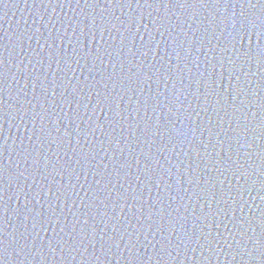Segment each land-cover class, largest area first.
Returning <instances> with one entry per match:
<instances>
[{
  "label": "water",
  "instance_id": "95a60500",
  "mask_svg": "<svg viewBox=\"0 0 264 264\" xmlns=\"http://www.w3.org/2000/svg\"><path fill=\"white\" fill-rule=\"evenodd\" d=\"M183 3L0 0V264H259L258 0Z\"/></svg>",
  "mask_w": 264,
  "mask_h": 264
},
{
  "label": "snow or ice",
  "instance_id": "6c2138e0",
  "mask_svg": "<svg viewBox=\"0 0 264 264\" xmlns=\"http://www.w3.org/2000/svg\"><path fill=\"white\" fill-rule=\"evenodd\" d=\"M152 3H164V0H151ZM169 3H171V0H168ZM145 4H149V0H144ZM184 4H187L188 7H192L193 4H199L202 6H208V5H212L214 7L219 6L220 5V0H192V3H189L188 0H184V3L180 6L183 7ZM248 8H256L257 4H252L251 0H248ZM258 5L260 7V13L259 15H257L256 13H252L251 18H249V15L247 13H242V15L244 16V20L246 21L247 27L242 25V28L239 32L236 33V35L234 36V41H239V43L241 44V50L240 53H238V55H244L249 59L254 58L257 62V64H261L264 65V45H262L260 43L261 39H264V0H258ZM226 6V5H225ZM241 7H244V4H241ZM94 23V21H93ZM252 33H255L256 37H257V45H256V53L253 57V49L251 47V35ZM245 37H247V39L249 40V46L247 47V49H245L243 47V43L245 40ZM230 69H231V73L234 75V71H233V65L230 62ZM221 67L223 68L224 65L221 64ZM5 68L6 66H4L3 61H0V83L3 82V79L6 75L5 72ZM264 70V69H262ZM239 77H237V86L234 90V94H232L231 99H229V95L227 94V96H223L222 99L225 101L226 104L231 105V107L233 109L237 108V105L232 103V100H235L236 97H238L240 95V86H239ZM232 91V90H231ZM230 91V92H231ZM98 127H103V125H97ZM146 129L149 127L146 124ZM262 128H264V125H262ZM262 137H264V132H262ZM221 144L224 143V141H220ZM231 148V145H229V149ZM231 159V157H229V160ZM217 165L220 168V161H216ZM221 169V168H220ZM229 169H231V171L233 172H238L240 171L239 167L236 168H231V166H229V168L223 169L222 172H226L229 171ZM3 167L2 165H0V175L3 174ZM243 175V173H241ZM203 183L209 185L210 188L214 189L215 188V183L209 179L206 181H203ZM261 186L262 188H264V181L261 182ZM3 189L0 188V192H2ZM205 196H211L213 200L216 199V193L214 191L211 192H206L204 194ZM123 199H127V197H122ZM139 198V197H138ZM220 199H223V196L221 195ZM0 201H2V197H0ZM7 209L3 207L2 203H0V215H2V212H5ZM37 217L41 218V223H40V227L43 228L44 224H51L53 223V219L51 216H49L48 219H44V212L43 209H41L40 211H38L36 213ZM262 219H261V223L264 224V213L261 214ZM242 223V221L240 222ZM256 244L259 246V250H260V254H259V264H264V235H262L260 237V239L258 241H256ZM7 249L5 247V242L0 239V260L3 259V256L6 255ZM257 259V256L255 257V260Z\"/></svg>",
  "mask_w": 264,
  "mask_h": 264
}]
</instances>
